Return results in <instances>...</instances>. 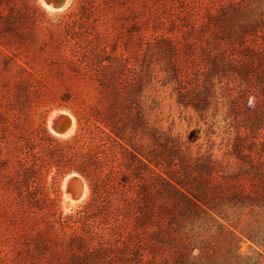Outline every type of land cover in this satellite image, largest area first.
Here are the masks:
<instances>
[{
  "label": "rangeland",
  "instance_id": "374dc122",
  "mask_svg": "<svg viewBox=\"0 0 264 264\" xmlns=\"http://www.w3.org/2000/svg\"><path fill=\"white\" fill-rule=\"evenodd\" d=\"M234 10L241 17L231 35L216 22ZM245 23L254 26L242 29ZM252 49L264 57V0H121L116 7L97 0L88 17L81 16L77 0L61 10L43 0H0V264H56L38 253L51 249L79 255L88 249L99 264H264V212L258 207L226 201L222 215L170 213L161 206L183 209L185 202L174 193L141 199L138 181L110 184L100 206L85 208L88 181L46 167L37 169L30 190L47 192L56 205L41 211L19 205L8 184L19 169L22 140L53 146L48 135L67 139L78 129L76 114L102 112L119 94L123 102L139 100L129 113H142L137 134L144 143L159 150L172 140L182 154H192V163L214 160L218 171L208 176L192 165L190 179L202 174L211 186L222 182L226 192L239 184L251 189L252 177L242 176L234 186L221 175H242L246 163L236 144L246 155L264 139V131L245 127L252 105L238 99L246 79L237 71ZM221 53L230 62L224 74L213 72ZM213 73L210 103L199 111L193 104H203ZM57 113L75 118L69 135L50 128ZM162 162L185 179L176 154ZM71 175L87 185L81 199L72 198L66 185Z\"/></svg>",
  "mask_w": 264,
  "mask_h": 264
},
{
  "label": "trees",
  "instance_id": "16d2710c",
  "mask_svg": "<svg viewBox=\"0 0 264 264\" xmlns=\"http://www.w3.org/2000/svg\"><path fill=\"white\" fill-rule=\"evenodd\" d=\"M77 1L82 17H88L96 10L97 0ZM102 3L108 7H116L121 0H102ZM240 14L238 10H234L230 15L224 13L217 18L216 23L221 28H228L229 34L232 35V32L235 33L236 30L237 22L235 21L241 17ZM253 26L254 23H245L241 28L247 29ZM240 37L243 38L244 35ZM222 53L213 59L215 73L224 74L230 71L229 59ZM258 55L259 53L253 49L246 53L247 59L241 68L243 70L237 71L241 80L246 79V88L238 99L252 105L248 109L251 116L247 113V120L244 121V125H247L245 127L252 132L264 131V57L260 58ZM255 60L258 61L257 66L254 65ZM119 66L122 70L123 66ZM106 68L113 67L108 65ZM115 74L114 71L113 75ZM213 78L214 73L210 75L207 85L202 90L203 104H193L199 111H204L207 108L206 105L210 103V93L214 86ZM183 97L181 96V100H184ZM137 105L139 100L135 97L123 102L119 94H114L113 102L104 111L92 113L90 116L76 114L78 129L65 140L48 135L49 140L55 142L53 146L46 145L44 139L22 140L23 147H20V154L16 156L19 169H16L15 177L8 179V184H12L16 190L18 204L41 211L52 209L56 205L54 198L49 197L47 192L36 193L30 188L34 183L33 177L37 169L56 167L57 175L64 176L76 172L88 181L91 199L85 208L100 206L110 184L116 182L129 185L139 181L143 185L141 188L145 191L141 199L144 196L151 199L156 192L163 197L174 193L185 202L186 208L183 209L179 208L177 203L168 202L161 206L170 213L177 210L181 214L187 211L211 214L214 211L222 215L226 201L248 204L264 212V139L259 143L260 148L256 142V152L246 155L243 154L242 143L236 144L237 157L246 163V166H243L241 170L242 175L235 174L230 178L221 175L225 179L224 183L236 186L238 182H242L243 176L252 177L255 184L251 189H246L239 184L240 187L226 192L221 185L222 182H219L217 186H211L210 179L202 174L190 179L189 166L194 165L200 173L205 171L208 176L212 174V171L217 170L213 159L208 158L202 162L196 160L192 163V154L189 152L182 154L178 144L172 140L161 144L159 150L154 149L152 143H144L137 134L139 125L144 122L143 115L141 112L136 115L129 113L133 106ZM175 154L180 159L185 179L177 176L174 170L163 166L162 161L167 159L169 161V158ZM155 183L163 184L165 187L154 189L155 192H153L154 190L148 184ZM219 207L222 208L219 210ZM153 209L150 208L148 211L151 212ZM260 245L264 247V241ZM38 253L48 255L47 260H56V264H99L97 253L88 249L80 255L53 249L39 250Z\"/></svg>",
  "mask_w": 264,
  "mask_h": 264
},
{
  "label": "water",
  "instance_id": "95a60500",
  "mask_svg": "<svg viewBox=\"0 0 264 264\" xmlns=\"http://www.w3.org/2000/svg\"><path fill=\"white\" fill-rule=\"evenodd\" d=\"M71 1L72 0H45L44 2L46 4L52 5L57 10H61L67 8L71 3ZM51 120L54 123L55 131H56L55 133L61 136L69 135L71 133L73 123L75 124V118L73 120L71 117L62 114H56V115L54 114ZM80 184L81 183H79V185L75 189H73V193L76 196V198L79 197V195L81 194Z\"/></svg>",
  "mask_w": 264,
  "mask_h": 264
},
{
  "label": "bare ground",
  "instance_id": "6f19581e",
  "mask_svg": "<svg viewBox=\"0 0 264 264\" xmlns=\"http://www.w3.org/2000/svg\"><path fill=\"white\" fill-rule=\"evenodd\" d=\"M43 1H45V0H43ZM47 6L51 10L54 9V7L52 5H50V4H47ZM57 114L64 115L63 113H57ZM70 117L74 120V118L72 116H70ZM74 126H75V124L73 123L71 132L73 131ZM50 128L52 129L53 132H56L55 131V127H54V123L52 122V120H50ZM75 177H80V176L79 175H71V176H69V179H68V182H66V185H68V187L72 188V190H73L79 185V183H81L80 184L81 185V194L79 195V197H77V199H81L82 197L85 196V194L87 192V185H86L85 181L82 178H80L82 180L81 181V180L76 179ZM72 182H74V183H72ZM72 198H74L76 200V196L74 195V193H73Z\"/></svg>",
  "mask_w": 264,
  "mask_h": 264
}]
</instances>
